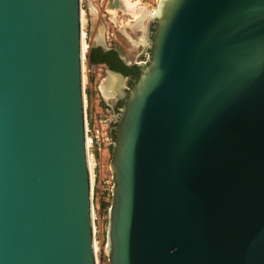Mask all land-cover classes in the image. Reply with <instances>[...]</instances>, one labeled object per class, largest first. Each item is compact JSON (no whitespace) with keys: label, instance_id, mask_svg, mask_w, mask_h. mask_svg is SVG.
I'll return each instance as SVG.
<instances>
[{"label":"water","instance_id":"95a60500","mask_svg":"<svg viewBox=\"0 0 264 264\" xmlns=\"http://www.w3.org/2000/svg\"><path fill=\"white\" fill-rule=\"evenodd\" d=\"M158 6L111 104L110 264H264V0ZM82 9L0 0V264H98Z\"/></svg>","mask_w":264,"mask_h":264},{"label":"rangeland","instance_id":"374dc122","mask_svg":"<svg viewBox=\"0 0 264 264\" xmlns=\"http://www.w3.org/2000/svg\"><path fill=\"white\" fill-rule=\"evenodd\" d=\"M118 3L123 4L121 0H83L84 10V31L85 41L88 44L86 49V96L88 97L89 105L91 104V92L90 89V78L91 72L89 68V57L88 52L94 41L100 36H103L107 46L115 48L120 54L124 55L132 65H138L140 62H144L148 55H151V41L150 29H154L155 19H150L149 16L145 17L141 23H138L139 18L131 13L127 8ZM138 2L143 6H147L148 9L157 8L159 1L157 0H132ZM151 22V24H150ZM146 40L144 43L142 40ZM149 62V61H148ZM147 62V63H148ZM146 63V64H147ZM107 65V64H106ZM109 66H101L99 73L92 77L93 82V98L95 101L103 103L104 100L109 101L110 104L116 103L120 100V88L128 91V87H132L129 84V79L116 78L119 80L117 90L114 95L107 96L102 91V85L106 82L109 77L108 72ZM119 92V93H118ZM117 93L119 94L117 96ZM117 111V109H116ZM113 149L111 150L110 162L113 156ZM94 202L98 204L99 200L95 199ZM98 212V210H97ZM98 215H100L98 213ZM96 222V245L98 247V264H110V253L106 252L107 247V225L109 222V216H99Z\"/></svg>","mask_w":264,"mask_h":264},{"label":"built area","instance_id":"2783aa9c","mask_svg":"<svg viewBox=\"0 0 264 264\" xmlns=\"http://www.w3.org/2000/svg\"><path fill=\"white\" fill-rule=\"evenodd\" d=\"M149 59L150 55H148L144 62L147 63ZM86 81L87 76L85 86ZM86 109L88 149L93 178V197L94 200H99L98 204L94 202V217L96 221L99 216H109L113 200V187L115 182L113 180L109 158L115 140L113 128L116 125L114 123L116 111L112 109L111 104L107 100H104L103 103L94 100L89 105L87 96Z\"/></svg>","mask_w":264,"mask_h":264},{"label":"bare ground","instance_id":"6f19581e","mask_svg":"<svg viewBox=\"0 0 264 264\" xmlns=\"http://www.w3.org/2000/svg\"><path fill=\"white\" fill-rule=\"evenodd\" d=\"M123 1V4L121 2L118 3L119 1H116V3L118 5H121V6H124L125 4V7L124 8H127L131 13H133L134 15H136L139 20H138V23H141L145 17L149 16L150 19L152 18H155L156 15L159 13V6L157 5V8H153V9H148L147 6H143L141 4H139L138 2H133L132 0H122ZM84 21H85V16H84V10L82 9V25H83V51L85 53L87 47H88V44L87 42L85 41V31H84ZM144 43L146 42V40H142ZM109 77L108 79L106 80V82L104 83V85H102V91L105 95L107 96H110V95H114L115 94V91L117 90V87H118V83H119V80H117L116 76L112 73H109ZM84 77L86 79V75L84 74ZM92 171V170H91ZM93 180V178H92ZM98 250V247L96 245V251Z\"/></svg>","mask_w":264,"mask_h":264},{"label":"flooded vegetation","instance_id":"af4514ba","mask_svg":"<svg viewBox=\"0 0 264 264\" xmlns=\"http://www.w3.org/2000/svg\"><path fill=\"white\" fill-rule=\"evenodd\" d=\"M98 50L99 49L95 50L92 55H94V54L95 55H100ZM101 50H102V48H101ZM111 51L115 52V53H111ZM119 54L120 53L117 50H115V48H114V49H111L109 51H103L102 50V54L101 55H103L107 59V61H109L112 65H115V64L119 63L118 62V59H120ZM109 62L105 63V64H107L109 66V64H110ZM123 64H124V62H123ZM124 66L128 68V72L125 73L123 70H119V69H118V71H120L125 76H127V78L129 79V84H130V86H132L134 84V82L136 81V79L138 78V75H139V72H140V68H139L138 65L127 66V65L124 64ZM113 67H115V66H113ZM126 98H127V95L121 97L120 100L117 102L116 109H117L118 113H120L121 108L125 106ZM117 125H118V122L116 123V127H117Z\"/></svg>","mask_w":264,"mask_h":264},{"label":"crops","instance_id":"0c3cea01","mask_svg":"<svg viewBox=\"0 0 264 264\" xmlns=\"http://www.w3.org/2000/svg\"><path fill=\"white\" fill-rule=\"evenodd\" d=\"M95 43V41L93 42V44ZM96 49H101V47L97 46V45H91L90 49H89V52H88V57H89V68H90V72H91V80H90V89L92 88V92H91V100L92 102L95 100L93 97V82H92V77H94V75H96L97 73H99V68L101 66H105L107 67V65L105 63H96V64H93L92 63V59H91V56L93 54V52L96 50ZM91 102V103H92Z\"/></svg>","mask_w":264,"mask_h":264},{"label":"trees","instance_id":"16d2710c","mask_svg":"<svg viewBox=\"0 0 264 264\" xmlns=\"http://www.w3.org/2000/svg\"><path fill=\"white\" fill-rule=\"evenodd\" d=\"M97 50V49H96ZM99 51V53H100V55H92L91 56V59H92V61H95V62H97V63H108L109 61H107V59L103 56V55H101L102 54V50L101 49H99L98 50ZM111 53H115V52H112L111 51ZM118 64H115V65H112L110 62V64H109V67H111L112 69H114V70H117L118 71V69L119 70H123L125 73L126 72H128V68L127 67H125L124 66V64H123V62L120 60V59H118ZM117 65V66H116ZM113 66H115V67H113ZM119 66V67H118ZM123 67V68H122Z\"/></svg>","mask_w":264,"mask_h":264}]
</instances>
